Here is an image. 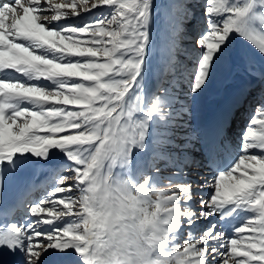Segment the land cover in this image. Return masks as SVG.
<instances>
[{"label": "snow or ice", "instance_id": "1", "mask_svg": "<svg viewBox=\"0 0 264 264\" xmlns=\"http://www.w3.org/2000/svg\"><path fill=\"white\" fill-rule=\"evenodd\" d=\"M199 5L161 19L154 0H0V208L24 209L0 225V264H264V0ZM220 71L245 83L202 132L203 158L163 155L180 94ZM246 102L260 118L233 148L224 129ZM189 164L209 174L197 183ZM28 169L45 180L7 203Z\"/></svg>", "mask_w": 264, "mask_h": 264}, {"label": "bare ground", "instance_id": "2", "mask_svg": "<svg viewBox=\"0 0 264 264\" xmlns=\"http://www.w3.org/2000/svg\"><path fill=\"white\" fill-rule=\"evenodd\" d=\"M201 7H202V5H201ZM203 12H204V9H203ZM198 15H201V14L198 13ZM252 50L255 51V49H252ZM159 55H160L159 52H157L156 56H159ZM180 57L182 59L181 62H184L185 56L181 55ZM152 81H154V80H152ZM244 83H245V81L243 80L242 75L237 74V73H234L232 75V77H230V78H225V76L214 78L213 83L209 86L208 91L203 94V97L200 100L201 103L198 107L199 108L198 111L196 110L197 112L194 111L193 113L190 114L189 120H190L191 126L188 128L187 137L190 135L195 136V139L191 141V143L195 146V149L188 148L185 154L191 155V157H192V155L195 154V160H197V161H199L203 158V148H202L201 142H200V137H201L202 132L204 130L208 129L213 124V122L217 119L219 114L224 109V107H225L226 103L228 102L231 94L237 88L241 87ZM177 87H180L179 83H177ZM258 87L259 86H257V89L256 88L253 89L256 92L253 91V92L249 93L250 98L253 97L252 94H257V92L259 90ZM216 102H218V103L216 104ZM204 103H205V105H204ZM245 105H246V109H247L245 112L248 113V119H242V117L240 115V112H242V109H240L239 111L236 112V114L232 117L231 122L228 125H226L225 129H224V137L227 140L229 146L233 147V148H234L235 144L240 142L239 134L244 129H246V126L248 125L249 120L260 118L256 114L258 110L255 111V110L251 109V111H249L248 110V108L250 107L249 103L246 102ZM204 106L206 108H204ZM210 108H214V109L210 110ZM208 110H210L212 113L215 112L209 116L210 119L206 118L207 114L210 113V111H208ZM205 119L208 120V123ZM242 124H243V128H242ZM165 151H167V150L165 149ZM199 152H201V154H199ZM252 154H254V153H252ZM163 155L167 156V154H163ZM169 158L174 159L172 156H169ZM174 168L176 169V167H174ZM186 169L187 170L185 172H189L191 167H186ZM192 170H196V172H197V170L199 171L198 173H195L192 175V178L195 179L197 181V183H200L202 181L203 177L209 174L208 168L199 169L198 167H196L194 165L192 167ZM175 173H177V172H175ZM45 176H46V174L44 172H40V171L34 172L31 169L25 170L18 177L15 176L13 178V180L5 186V188H4V200L7 203L12 201L13 199L17 200V198L20 197L21 193L24 191V189L28 185L32 184V185L39 186L45 180ZM210 178L211 177L209 176V179ZM23 211H24V209L18 208L19 213H22ZM3 212H4L3 209L0 208V215Z\"/></svg>", "mask_w": 264, "mask_h": 264}, {"label": "rangeland", "instance_id": "3", "mask_svg": "<svg viewBox=\"0 0 264 264\" xmlns=\"http://www.w3.org/2000/svg\"><path fill=\"white\" fill-rule=\"evenodd\" d=\"M204 2L205 0H200V5L199 7L197 8V14H203V9H204ZM154 3L157 4L159 7L157 9V15L159 18L163 19V16H164V12L166 10V6L169 5V4H180V3H184V4H187L190 6L191 4V0H154ZM202 5V7H201ZM201 9V10H200ZM199 11V12H198ZM192 23L193 21H188L186 22L184 25H183V29L184 30H188L191 28L192 26ZM188 46V41L187 40H184V39H180L178 41V49H183L185 47ZM247 47L251 48L252 46L251 45H248ZM183 56V52L178 50L177 53H176V59L178 62H181V57L180 56ZM159 60H160V55L159 56H156L155 57V60H154V63H156L157 65L159 64ZM221 76H224V73L223 71H220L218 72L217 77H221ZM154 80V79H153ZM217 80V79H216ZM151 84L155 83V80L154 81H150ZM179 88V87H178ZM257 89V88H256ZM259 89V87H258ZM255 90L251 89L250 90V93L253 92ZM259 91V90H258ZM256 92V91H255ZM257 94H252L253 97H255ZM203 95L200 96V97H196L195 99L188 95V96H185L183 93L180 94V100L182 101V105L180 103H178L176 105V107L179 109L180 107L182 106H186L187 107V111L186 112H183L181 113L180 117L175 121V124L173 125L171 131L173 133V136H172V140H173V144H170V145H164V146H157V150L160 151L162 154H167V156H172L173 158H176V157H179V158H183L187 149H183L181 150V148L179 147H176V145H180V146H183L185 145V143H188L189 141L185 139V137H187V134H188V128L191 126L190 124V120H189V117H190V114L193 113L194 111L197 112L198 111V107L201 103V99H202ZM218 102H216L217 104ZM205 105V103H204ZM251 109L257 111L258 110V105L257 104H253L251 105ZM204 108H206L204 106ZM214 108H210V110H212ZM242 112L246 111V105L244 104L242 106ZM197 110V111H196ZM208 110V111H210ZM249 110V108H248ZM216 111V110H215ZM215 113V112H213ZM211 111L209 114H207V119H210V115L213 114ZM209 117V118H208ZM213 118V117H212ZM205 119L208 123V120ZM175 125H181L179 127L175 126ZM183 125H186V127H184ZM206 125V124H205ZM165 149L167 151H165ZM199 154H201V152H199ZM191 157V155H188ZM191 158H194L195 159V154L192 155ZM157 164L159 165V167L161 168V175L163 177H168V176H175L174 174H176L175 172H177V168L175 169L174 166L169 163L167 160H158L157 161ZM194 165L192 164H189L188 167H191V169L189 170V172H191L192 174H195V173H198L199 171L197 170H192V167ZM187 169L185 168L184 171H186ZM177 182V181H176ZM175 183V181L173 182V184ZM173 184H169L167 182V180H164L162 181L161 183H159L157 185L158 189L159 188H162V187H171L173 186ZM41 195H43V192L41 190H39V188H37V190L35 192H33L32 194V199H35V198H39ZM20 214L18 212H16L12 218H11V221L12 222H15L14 220V217L16 216H19Z\"/></svg>", "mask_w": 264, "mask_h": 264}]
</instances>
